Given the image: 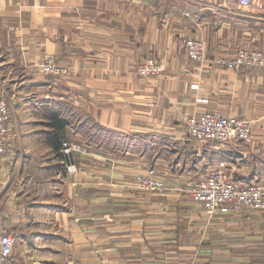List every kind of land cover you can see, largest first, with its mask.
Here are the masks:
<instances>
[{"label":"crops","instance_id":"crops-1","mask_svg":"<svg viewBox=\"0 0 264 264\" xmlns=\"http://www.w3.org/2000/svg\"><path fill=\"white\" fill-rule=\"evenodd\" d=\"M186 38L203 41L206 58H189ZM240 49L264 54V0H0V93L15 153L0 177V229L17 236L15 264H264V211L212 217L189 191L216 168L264 187V66L214 61ZM45 53L69 67L62 80L40 72ZM147 57L159 59V74L136 73ZM58 80L64 89L55 93ZM56 99L127 145L112 151L115 186L105 185V171L91 178L80 168L66 175L63 207L44 136ZM202 110L244 118L251 132L200 144L186 119ZM45 158L53 163L41 169L36 159ZM140 158L166 167L165 193L132 187Z\"/></svg>","mask_w":264,"mask_h":264},{"label":"built area","instance_id":"built-area-1","mask_svg":"<svg viewBox=\"0 0 264 264\" xmlns=\"http://www.w3.org/2000/svg\"><path fill=\"white\" fill-rule=\"evenodd\" d=\"M241 6H249L252 0H238ZM188 56L201 61L205 56L203 41L186 38L182 40ZM40 64L41 71L46 75L64 78L69 74V67L57 61L55 56L45 53ZM216 64L230 69L247 66H264V54L258 49H240L233 57H216ZM162 64L156 57H147L136 65V73L141 76L157 75ZM195 86L196 85H192ZM200 99H198L199 101ZM11 106L0 96V177L4 175L3 165L15 158L9 139ZM190 137L200 144L226 143L246 139L251 127L248 120L234 115H225L217 110H202L190 114L186 119ZM62 151L69 153L72 145L63 139ZM149 167L144 173L135 175L137 188L162 192L167 189L164 178ZM190 196L199 203L205 212L212 217L243 214L246 212L264 211V187L260 182L243 183L233 179L224 169L216 168L192 181ZM17 236L13 232L0 229V264H15L13 260Z\"/></svg>","mask_w":264,"mask_h":264},{"label":"rangeland","instance_id":"rangeland-1","mask_svg":"<svg viewBox=\"0 0 264 264\" xmlns=\"http://www.w3.org/2000/svg\"><path fill=\"white\" fill-rule=\"evenodd\" d=\"M188 55V54H187ZM190 58V57H189ZM43 61V59L41 60V62ZM58 61V60H57ZM196 61V60H195ZM40 62V64H41ZM59 62V61H58ZM41 72V69H40ZM60 80H62L63 78H58ZM58 80L56 85L58 87V89H64V87L59 84ZM60 86V87H59ZM57 89V88H56ZM60 89L58 91H54L55 93H60ZM43 91H41L42 94ZM8 94H10L11 99L13 101H17V98L15 97V94L12 93L11 91L8 92ZM13 94V95H12ZM62 95V94H60ZM0 96H5L4 93H0ZM14 96V97H12ZM59 96V95H57ZM64 96V95H62ZM6 99V97H4ZM7 100V99H6ZM63 99H56V100H51L53 101V107H57V106H61L62 108L65 107H71V108H75L77 109L75 106L71 105L70 102H68V104H66V102L63 101V105L59 104L58 101L62 102ZM65 104V105H64ZM81 109V108H80ZM79 110V108H78ZM77 110V111H78ZM80 112V111H79ZM83 114H86V112H82ZM42 120L46 119V115H38ZM19 118V116H17ZM76 119V118H73ZM45 122V121H44ZM24 125H28V122L24 123ZM73 128H75L73 125H71L69 127V133L67 131V134L69 135L68 137H66L65 139H67V142H70L72 145V150L69 151V153H65L62 150V153L65 154L66 156L69 155V159H65L61 156H56V158H53L54 161H56L55 163L50 162L47 158L44 159V161H39L38 159H36V163H38L41 166V169H47L49 166V163H53L56 167H54V165H52V168L56 169L57 171V194H58V204L60 206H64L63 202H64V194H65V190H66V182H67V176L66 175H72L74 173H76L80 168H83L84 170H87L90 174V177L92 178L93 176H95V173L97 170H103L106 173H108V177L105 178V185L109 186V187H113L116 184V181L113 179L112 175L109 173L112 172L114 173L117 169H118V164L116 163V159L113 156L112 151H123V149L126 147L125 143L119 144L117 145L116 148L114 149H110V147L106 144H108L106 141L102 140V137H100L99 135L96 136V139H87L86 137H84L83 134H80L79 132H77L76 130H73ZM106 129V128H104ZM110 132H114L115 134H120L117 133L115 131H113L112 129H106ZM10 132L13 133L10 129ZM77 133V135H76ZM123 134V133H121ZM16 137L14 140V145L16 146ZM111 140H109L110 143ZM17 147V146H16ZM105 148L108 152L111 151V153H107V151L102 150L103 148ZM100 148V150H99ZM144 145L141 143L139 144V146H137V149L139 151H144ZM61 149H62V145H61ZM46 156H41V157H47ZM39 157V158H41ZM37 158V157H36ZM52 158V157H51ZM148 158V156H147ZM134 167L132 170V176H131V185L132 187H134V189H139V190H144V189H140L137 188L136 184H135V175L136 174H141L144 173V171L146 169H148L150 166L154 167L153 169L155 170V172H157L158 175L162 176L163 178H165V182L168 185V181L166 179V172L165 169L166 167L164 166H160V165H155L152 164L150 162V159H136V161L133 163ZM122 165V164H120ZM131 170V171H132ZM92 182H95V180H90ZM167 191V189H165L162 192H156V191H151V190H147V192L153 193V194H163ZM47 216V215H46ZM45 219H48L47 217ZM15 249V248H14Z\"/></svg>","mask_w":264,"mask_h":264},{"label":"trees","instance_id":"trees-1","mask_svg":"<svg viewBox=\"0 0 264 264\" xmlns=\"http://www.w3.org/2000/svg\"><path fill=\"white\" fill-rule=\"evenodd\" d=\"M46 114L48 116V130H45L44 136L49 139L51 147L54 148L57 156L69 159V155L66 156L62 153L61 143L63 139L69 136L67 131L69 133V127L71 125L75 127L73 130L83 134L84 137L89 140L96 139V136L99 135L102 137L103 141L108 143L106 145H108L110 149H114L117 145H119L117 142L118 134L104 129L87 115L84 117L83 121H80V119H73L75 115L64 113L61 106H57L55 108L52 107L51 110L47 109ZM109 140H111L110 143Z\"/></svg>","mask_w":264,"mask_h":264}]
</instances>
